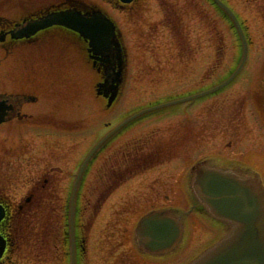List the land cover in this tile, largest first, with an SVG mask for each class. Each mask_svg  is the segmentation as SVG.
Instances as JSON below:
<instances>
[{
	"label": "rangeland",
	"instance_id": "1",
	"mask_svg": "<svg viewBox=\"0 0 264 264\" xmlns=\"http://www.w3.org/2000/svg\"><path fill=\"white\" fill-rule=\"evenodd\" d=\"M22 1L26 0H9V5L4 6V9L7 8L8 10L2 11V13L4 15L9 14L11 16L17 15L16 10H18V6H20ZM94 1L101 3V0ZM170 1L176 2L178 5L191 3L193 12L197 11L196 6L194 5H197L198 8L201 7V9H203L202 14L206 17V19L204 31H201V49L198 55L195 54V56L190 57L191 61L188 62V65H185L184 62L183 67H181L179 60L171 59L170 55L175 53V49L172 48V51H170V47L168 46L170 40L165 39L162 35L154 43L156 51L155 56L150 55V51L144 53L142 52L143 50L140 48L139 40L134 39V37L138 33L137 31L140 30V27L144 25L142 17H145L146 20H153L159 17V15L161 14L158 7L159 0H157V2L154 0H145L144 4H142V8L144 7L145 10H143V8L141 11H138L139 15L135 17L140 16L139 20L136 21L134 18V22H132L133 13L130 15V13L126 14L125 12L110 11V14L115 19L121 22H126L127 20L129 22V26L131 27V33L126 39V43L129 47L128 53L130 62V66L127 70L126 89H124L125 91L120 97L113 111H103L99 101L96 98L92 97L90 94V90L93 87V82L90 81L91 79L89 78V73L84 71V67L81 65V63L77 64L78 55L76 53L69 54L68 52H65V58L67 60L64 61L65 65H67L65 68L66 75L63 77V79L65 78L64 82L61 84L59 83V87L63 90L64 95L60 93V96L56 95L55 97L52 96L51 98H55V102L57 103L59 108L62 107V109H64V113H66L67 116H73V119L75 116L77 117L79 112L80 115H84L87 111V115H89L90 117H94L97 116L98 112H96V110L99 109L102 113L100 114V117L98 119H103V121L107 122L115 114L137 109L136 105L140 106L146 104L147 102H153L164 97L184 94L197 85L208 84L209 77L214 78L217 75L219 76L231 66L233 58L236 56L237 49L234 44L235 42L233 41L234 37L231 32H229V24L227 23V21L223 20L221 16H219V14H216L215 10L207 1L204 3L200 2L202 4L201 6H199V2H197V0H191L190 2L189 0ZM227 1L238 13H240L242 18L246 20V23L248 25V35H250L253 42L254 51L256 50L255 55L258 57V55H261L264 52V24L258 18H256V9H254V7L250 8L249 5L258 3L259 5L262 4L264 6V0ZM244 20L241 19L243 24L245 23ZM197 26H201V23L196 24L195 21H192L191 24L187 26V28L192 29L193 31V41L196 36ZM202 29L203 27H201V30ZM143 31H145L144 27ZM194 45L196 46L195 43ZM58 49L59 48L57 46H53L50 49L51 60L55 54H58ZM2 50L3 49L0 48V88L8 89L12 78L11 75H8L7 71L15 74V69H19V66L13 64L12 60L8 57H3ZM194 52H196L195 49ZM141 56L148 57L146 63L141 62L144 58H146H140ZM250 60V64L247 67L248 70L255 68L253 64L255 60H253L252 57L250 58ZM45 65L46 63L44 64V66ZM8 66H10V69L7 70ZM207 68L213 69L209 72H206L203 80V78L201 77L203 69ZM60 69L62 70L64 69V67H62L61 65ZM242 95H244V93ZM43 99L46 98L43 97ZM91 102H93V104H91ZM85 104L87 107L85 106ZM45 105L48 106V108L50 106L49 103H46ZM83 110L85 111L83 112ZM249 116L251 115L248 113L247 117ZM167 118H169L167 115L165 117L164 114H161L160 116L154 117L152 121L161 122L162 120ZM69 121L70 119L65 118L63 126H68ZM91 121L95 123L94 119H91ZM225 121H227V116L225 117ZM54 123L55 126H57L56 122ZM72 123L73 122L71 120V125H73ZM34 124L36 125H31L28 127V129L22 130L21 135L19 133L13 134V136L9 137L8 139L7 134H9L11 130L17 126V124L11 123L6 126H0V152H4V147L6 148V150H13V153L17 155L22 151H27L26 155L24 156L26 158H11L8 162L9 169L15 171L12 174L13 179L11 178L10 180L12 183L15 182L16 185H20L24 181V179L28 175H32V173L33 175H35V177H37L40 167L46 165V161L48 159L51 160V153L53 154V148L60 147L59 145L54 143L43 145V141L52 140L54 138L56 139L58 137V135H53V133L57 132V130L54 128V125L40 124L39 127L38 122H34ZM161 127L162 128H157V126H155L152 128L153 134L156 137L164 136L167 125L164 124ZM158 132L161 134L163 133L162 136H160ZM133 134L134 133H128L121 140H127V138L131 137V135ZM19 136H22L23 138L21 139ZM2 138H4V140H2ZM86 138L88 141V137ZM227 140H225L224 142H226ZM64 141L65 143H67L65 139ZM85 143L86 140L82 142V145H84ZM240 144L241 147L243 142ZM82 148L83 147L79 145L78 151H80ZM244 150H247L246 145L244 147ZM38 159H42L44 160V162L38 161ZM61 162L60 163L62 165H65L67 167L72 166L71 163H67L63 160ZM52 164L53 160L51 161V165ZM5 168L6 167L1 166L0 170H4ZM18 188L20 187L17 186L8 190L13 194H19L20 191L25 190L22 188ZM132 189L133 187L124 190L122 192V195L126 196L132 194ZM18 194L17 196H19ZM134 196H137V193H135L132 197ZM161 205L164 204L161 203ZM196 229L197 230H194V234L191 236V244L200 243L201 240H203L207 235V232L205 231L202 224L199 223ZM193 249L188 250V252L185 253V256L189 255ZM180 257L181 256L178 253V255L173 257V260L179 259ZM182 259L184 260L185 258ZM178 261H176L175 264H177Z\"/></svg>",
	"mask_w": 264,
	"mask_h": 264
},
{
	"label": "flooded vegetation",
	"instance_id": "2",
	"mask_svg": "<svg viewBox=\"0 0 264 264\" xmlns=\"http://www.w3.org/2000/svg\"><path fill=\"white\" fill-rule=\"evenodd\" d=\"M107 4H110V2H107ZM138 8L139 5L137 4L136 9ZM15 24H13L12 27H14ZM11 28L5 27L0 29V32H3L5 34L4 44L1 45L4 46L7 52L10 51V54L14 49H16V47L20 46V44H27L29 40H31V38L21 40L11 39L8 34V31ZM20 49L22 48L20 47L16 49V54L19 53ZM261 71L262 69H257L256 74L251 75L250 73H248L242 84L230 91V93L227 95V98L225 96L226 99L224 101H226V103H223L221 107L217 108V111H221L224 116H227L226 113L231 114L234 110V102H237L239 98L243 97L246 99L245 102H248L252 106H257L259 104L261 109L258 110L261 111L262 114H264V72L263 74H261L260 78H257L258 73H260ZM22 73L18 77V80L22 79L23 82L26 79L22 78ZM41 75L45 74L41 73ZM15 82L16 79L13 81V84ZM34 86L36 85H33V87H31L36 92ZM243 93L244 95H242ZM35 94L36 93H32L31 95L26 96L25 99L22 97H18L17 100L15 96L13 98H9L11 109L7 111V114L8 117H10V120L19 119L23 116H33V114L31 113H26L29 111L32 112V110L25 109L24 111V107L26 106V104L33 103L35 101ZM37 101L38 100H36L35 102ZM253 110L256 114V109L253 108ZM224 116H214L213 120L207 125L204 124V121L201 122L200 117H197V119L195 117L191 119L188 118V120H182L179 128L177 127L176 130H169L166 133L162 153H169L171 156H176V158H179L181 163H186V165H188L193 155H200L202 153L210 154V152L215 154H223L220 148L219 138H217L216 136L219 126L223 124H226V128L228 129L231 138H252L254 147L258 146L262 147V149L264 148V124L262 121L260 123V118L258 115H256L260 123L258 129L255 126L256 118L253 115L247 117L245 115H242L241 113H236L235 115H233V122L231 123H227ZM84 138L85 136L82 137V139ZM71 139L72 142L67 146L62 137L58 136L55 139V144L59 145L60 147L54 148V150H56V152L54 153V159L61 166L55 165L53 168V174H45L41 179V182L35 183L33 185L39 188L37 193L40 199L43 200L45 198H48L49 201L51 198L53 203V214L55 219V231L53 237L54 264H70L69 236L66 230H63L61 220L66 214V205L70 199V189L72 188L74 183V170L72 171V167L73 165H76L80 155L77 154V149L79 148L80 143L82 144V142L84 141H77L75 137ZM116 140L117 139H112L111 141L108 140L107 142H105L100 152L94 157V159H96L100 154L99 157L101 161V170L102 172H105L102 182L105 190L101 187L99 188V180L88 178L89 171L85 172L83 178L79 182V189L75 196V205L77 213L80 215L81 219L87 213V211L93 208L96 204L104 207L108 198L106 192H109L113 189V187L117 185V180L110 174L112 173V171L108 173L107 159L111 149H123L126 143L124 139L117 142ZM234 143H238V140H235ZM111 145L113 146L110 147ZM234 155V153L231 154L230 158L235 159ZM62 160L67 163H71L72 166L67 167L65 165H62ZM257 165L259 166H255L264 172V161L257 162ZM153 171L154 167H151V169L149 170H145V172L143 173L145 174L144 177L135 182L132 196L135 193H137V196L130 197L134 199L135 202H131L130 200L122 201V204H125V206L122 207L121 213H134L135 216H137L138 213L151 208L152 204L187 202L182 191L178 192V189H182L183 187L187 186L185 177L183 183L181 182V178L183 179V166L175 170H172V168H166L159 172ZM35 192V190H33L31 193L29 192L27 200L30 201L31 198L35 196ZM124 198L128 199L127 197H122V199ZM143 213H141L140 216ZM117 217H119V215ZM115 221L117 225H119V222L116 219ZM128 229L125 234L126 239L122 238L121 240H115L111 235L104 236L106 239H110V241L108 242L110 254H114L118 251L119 253L117 255V259L105 260L102 261L101 264H159L160 260L140 258V256L136 253V250L138 251V248L134 244L131 228L129 230ZM0 233L2 234L6 242L2 258L0 259V264H17L14 260L15 257L13 253L15 248L12 247V244L15 237H25L27 236V232H23L16 228L13 230L10 227H3L0 228ZM23 239L28 240L27 237ZM75 247V264H90V259H87L89 247L86 245L84 240L78 239L77 233L75 236Z\"/></svg>",
	"mask_w": 264,
	"mask_h": 264
},
{
	"label": "water",
	"instance_id": "3",
	"mask_svg": "<svg viewBox=\"0 0 264 264\" xmlns=\"http://www.w3.org/2000/svg\"><path fill=\"white\" fill-rule=\"evenodd\" d=\"M216 2L230 15L242 39L243 58L237 69L239 70L246 56L245 39L230 10L218 0ZM66 22H71L84 37L90 38L94 51L104 54L108 64L110 56L117 62L120 61L119 50L116 54L110 55L111 44L115 43L113 26L100 15L80 18L77 14L59 12L42 18L38 25ZM114 77L118 82L120 72L114 73ZM231 78L232 76L222 84L227 83ZM2 111L3 107L0 105V113ZM209 174L205 178L203 187L199 188L201 197L212 213L237 223V227L192 264H264V197L261 191L249 190L247 186L222 179L218 174Z\"/></svg>",
	"mask_w": 264,
	"mask_h": 264
},
{
	"label": "bare ground",
	"instance_id": "4",
	"mask_svg": "<svg viewBox=\"0 0 264 264\" xmlns=\"http://www.w3.org/2000/svg\"><path fill=\"white\" fill-rule=\"evenodd\" d=\"M226 229V227H224Z\"/></svg>",
	"mask_w": 264,
	"mask_h": 264
}]
</instances>
